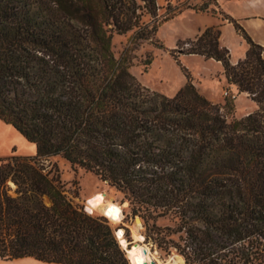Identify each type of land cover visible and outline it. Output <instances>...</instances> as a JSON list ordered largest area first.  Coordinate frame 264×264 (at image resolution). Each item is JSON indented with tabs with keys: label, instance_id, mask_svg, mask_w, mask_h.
<instances>
[{
	"label": "trees",
	"instance_id": "16d2710c",
	"mask_svg": "<svg viewBox=\"0 0 264 264\" xmlns=\"http://www.w3.org/2000/svg\"><path fill=\"white\" fill-rule=\"evenodd\" d=\"M157 10L156 0H0V121L36 150L0 160V261L129 264L107 221L39 162L60 156L145 223L170 219L155 228L158 246L185 264H264V47L230 18L247 45L235 64L214 27L180 47L249 95L257 110L245 117L233 118V99L202 96L185 69L166 97L112 53L116 36L150 40L167 20Z\"/></svg>",
	"mask_w": 264,
	"mask_h": 264
},
{
	"label": "rangeland",
	"instance_id": "374dc122",
	"mask_svg": "<svg viewBox=\"0 0 264 264\" xmlns=\"http://www.w3.org/2000/svg\"><path fill=\"white\" fill-rule=\"evenodd\" d=\"M156 5L159 21L167 18L158 26L156 34L147 41H135L133 33L114 37L112 42L114 58L120 60L125 57L128 71L142 86L166 97H173L185 86L187 82L183 71L185 69L197 91L209 101L223 105L226 98L234 100V119H241L246 114L256 111L257 106L248 94L238 93L237 90H232L234 86L227 84L219 63L205 60L200 56L182 54L180 47L187 39H194L196 36L192 35L198 30L197 28L203 24L207 25L212 19L216 24L211 27L220 32L219 43L229 50L230 61L235 64L244 57L247 45L232 28H228V24H231L227 19H249L258 16L264 20V16H261L264 15V0H222L220 2L217 0H156ZM204 5L207 8L201 10ZM199 18H202V22ZM244 30L255 43L264 47L262 44L264 43V26L257 28L246 25ZM35 154L30 149L12 144L4 152H0V160L13 155L32 158ZM39 162L47 170L56 171L67 196L80 208H84L85 200L96 193H105L115 203L123 206V219L117 225L102 213L95 212L91 216L104 218L112 233L115 228L122 230L128 247L133 243L130 225L132 219L137 217L142 224L144 245L155 254L158 260L162 263L185 264L174 249L164 250L158 246L155 228L162 230L172 228L173 223L170 219L160 218L156 221L151 219L145 223L139 215L133 214L132 206L116 188L101 182L91 173L73 168L60 156L45 158ZM9 187L11 190L14 189L13 185ZM167 239L177 240L176 236H170ZM120 247L123 252H126L127 247L124 248L121 245ZM0 264L41 263L33 259H23L11 262L0 261Z\"/></svg>",
	"mask_w": 264,
	"mask_h": 264
},
{
	"label": "bare ground",
	"instance_id": "6f19581e",
	"mask_svg": "<svg viewBox=\"0 0 264 264\" xmlns=\"http://www.w3.org/2000/svg\"><path fill=\"white\" fill-rule=\"evenodd\" d=\"M1 126V124H0ZM85 211L88 214H94L95 212L102 213L114 224H120L123 219V206L115 203L111 197L105 193H96L85 200ZM130 225V231L132 234L133 243L128 247L127 242L123 238V231L118 230L116 235L119 244L126 248V256L130 264H171L162 263L153 254L150 249L144 245V238L142 236V224L139 218H133Z\"/></svg>",
	"mask_w": 264,
	"mask_h": 264
},
{
	"label": "crops",
	"instance_id": "0c3cea01",
	"mask_svg": "<svg viewBox=\"0 0 264 264\" xmlns=\"http://www.w3.org/2000/svg\"><path fill=\"white\" fill-rule=\"evenodd\" d=\"M261 16H264V15H261ZM234 19L237 20V22L239 21V24L242 27H244V28H246V25H249V26H252V27L255 26L257 28L264 26V20L263 19H260L258 16L251 17L249 19H246V18L245 19L234 18ZM199 20L202 22V18H199ZM215 24H216L215 21L211 19V21L207 25H204L203 24L201 27L197 28L198 30L195 31L192 36L195 37V36L199 35L205 29L210 28L211 26H214ZM228 28H232L233 29V26H231V25L228 24ZM262 44L264 45V43H262ZM232 90H236V88L235 87H232ZM0 124H1V126H0V152H4L12 144H18V146L20 148L30 149L31 151H34L36 153L35 146L33 144L27 142L11 126L6 125V124H4L1 121H0ZM41 264H43V263H41Z\"/></svg>",
	"mask_w": 264,
	"mask_h": 264
},
{
	"label": "water",
	"instance_id": "95a60500",
	"mask_svg": "<svg viewBox=\"0 0 264 264\" xmlns=\"http://www.w3.org/2000/svg\"><path fill=\"white\" fill-rule=\"evenodd\" d=\"M8 184H9V185H13L11 182H8ZM83 210H84V212H86V211H85V205H84ZM117 231H118V229L115 228V229L113 230V235H114V237H115L117 243L119 244L118 239H117V235H116ZM119 246H120V244H119ZM120 248H121V247H120ZM124 252H125V251H124ZM125 254H126V252H125ZM126 258H127V256H126ZM127 259H128V258H127ZM129 264H130V263H129ZM143 264H147V263H143ZM151 264H155V263H154V262H151Z\"/></svg>",
	"mask_w": 264,
	"mask_h": 264
},
{
	"label": "built area",
	"instance_id": "2783aa9c",
	"mask_svg": "<svg viewBox=\"0 0 264 264\" xmlns=\"http://www.w3.org/2000/svg\"><path fill=\"white\" fill-rule=\"evenodd\" d=\"M218 2L222 1V0H217Z\"/></svg>",
	"mask_w": 264,
	"mask_h": 264
}]
</instances>
